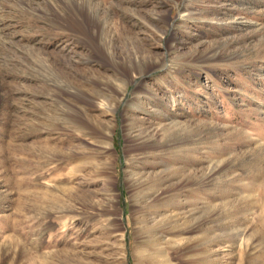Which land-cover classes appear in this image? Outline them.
<instances>
[{"label": "rangeland", "instance_id": "1", "mask_svg": "<svg viewBox=\"0 0 264 264\" xmlns=\"http://www.w3.org/2000/svg\"><path fill=\"white\" fill-rule=\"evenodd\" d=\"M150 261L264 264V0H0V264Z\"/></svg>", "mask_w": 264, "mask_h": 264}, {"label": "bare ground", "instance_id": "2", "mask_svg": "<svg viewBox=\"0 0 264 264\" xmlns=\"http://www.w3.org/2000/svg\"><path fill=\"white\" fill-rule=\"evenodd\" d=\"M108 109H109L110 111H113V109H112V108H108ZM150 264H153V263H152V261H150Z\"/></svg>", "mask_w": 264, "mask_h": 264}]
</instances>
